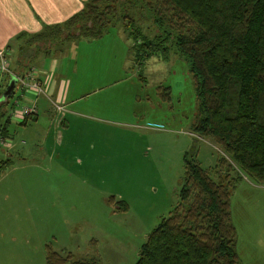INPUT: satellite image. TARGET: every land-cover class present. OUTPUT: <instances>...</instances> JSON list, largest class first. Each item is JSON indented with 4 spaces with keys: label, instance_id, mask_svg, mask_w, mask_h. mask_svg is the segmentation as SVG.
<instances>
[{
    "label": "rangeland",
    "instance_id": "1",
    "mask_svg": "<svg viewBox=\"0 0 264 264\" xmlns=\"http://www.w3.org/2000/svg\"><path fill=\"white\" fill-rule=\"evenodd\" d=\"M120 10L134 14L145 34L154 33L145 8ZM129 41L120 17L101 37H79L61 44L64 55L53 52L71 93L61 102L69 126L60 143L42 113L18 121L22 103H31L28 91L17 102L16 86L1 104L0 264H46L48 249L134 264L147 234L178 200L183 152L195 145L206 167L225 154L191 131L197 98L184 57L171 49L169 59L153 55L137 64ZM9 47L10 60L15 46ZM28 51L19 53L24 66L40 68L34 48ZM159 84L169 87V97ZM48 101L57 122L61 114ZM230 208L241 264H264V179L242 174Z\"/></svg>",
    "mask_w": 264,
    "mask_h": 264
},
{
    "label": "trees",
    "instance_id": "2",
    "mask_svg": "<svg viewBox=\"0 0 264 264\" xmlns=\"http://www.w3.org/2000/svg\"><path fill=\"white\" fill-rule=\"evenodd\" d=\"M123 5L145 8L154 33L145 34ZM120 17L135 63L169 59L171 49L184 57L197 98L191 131L219 144L231 160L221 154L206 167L195 145L183 152L178 200L147 234L134 264H241L230 196L242 174L264 179V0H85L63 21L16 37L27 35L25 52L53 54L62 43L101 36ZM158 88L169 97L168 86ZM46 264L103 263L48 249Z\"/></svg>",
    "mask_w": 264,
    "mask_h": 264
},
{
    "label": "crops",
    "instance_id": "3",
    "mask_svg": "<svg viewBox=\"0 0 264 264\" xmlns=\"http://www.w3.org/2000/svg\"><path fill=\"white\" fill-rule=\"evenodd\" d=\"M82 5L83 0H0V44L9 46L12 44L15 46L10 58L11 68L24 69L25 66L22 58L19 56V53L29 54V51L25 52L21 48V45L25 41V37L27 35L21 38L16 37L19 32L31 33L40 30L45 23L48 24L61 22L73 12L81 8ZM105 33L106 31L103 34ZM59 52L61 55L65 54V50L63 48H60ZM32 55L38 57L37 62H39L37 64H39L40 68L45 71L43 73L45 74L44 76L47 77V79L49 77L47 86L49 94L57 101L62 102V100H64L66 103L68 100L70 101L69 98L71 93L68 92L65 81L63 80L64 76L61 73V63L58 57L42 51L37 53L34 52ZM50 56H54V58H50ZM46 60L47 65L45 64ZM52 60L53 63L50 64ZM52 65H56L54 72H51L45 68V66L49 67ZM28 93L29 94L27 97L29 99L33 98L36 100L35 104L37 112L26 114L22 116L23 118H21V120L18 121L21 124H27V122L32 118L38 120L42 113L43 118L47 119L49 122L47 124L48 131L50 132L52 129L55 130V138L57 139L55 141L53 138L54 142L56 144L60 143L62 141V132L66 131L69 126V121L66 118V115L69 111L63 116V113H60L61 118L58 117L57 122H54V120L49 117L51 106L48 99L44 95L35 96L30 91H28ZM17 102H19V100H17Z\"/></svg>",
    "mask_w": 264,
    "mask_h": 264
},
{
    "label": "built area",
    "instance_id": "4",
    "mask_svg": "<svg viewBox=\"0 0 264 264\" xmlns=\"http://www.w3.org/2000/svg\"><path fill=\"white\" fill-rule=\"evenodd\" d=\"M9 53L10 47L4 44H0V87L6 79H9L10 75H15V86H18V88L20 89V94L17 99H15V101H17L19 97H23L26 99L25 91H30L35 96L43 94L48 97L51 102L52 108L56 113H63L65 110V105L60 101L55 100L48 92L47 86L49 77L48 79L47 77H43V75H45L43 74L45 71L39 67L32 66L24 73H17L10 66ZM30 100L31 103L22 104L18 109L19 112L15 114L18 120H21V118H23L22 116L26 114L37 112L35 104L36 100L33 98H31Z\"/></svg>",
    "mask_w": 264,
    "mask_h": 264
},
{
    "label": "water",
    "instance_id": "5",
    "mask_svg": "<svg viewBox=\"0 0 264 264\" xmlns=\"http://www.w3.org/2000/svg\"><path fill=\"white\" fill-rule=\"evenodd\" d=\"M16 76L10 75L7 84L1 92L0 100H7L10 95H12L15 87Z\"/></svg>",
    "mask_w": 264,
    "mask_h": 264
}]
</instances>
